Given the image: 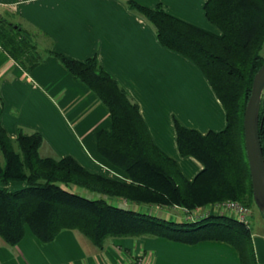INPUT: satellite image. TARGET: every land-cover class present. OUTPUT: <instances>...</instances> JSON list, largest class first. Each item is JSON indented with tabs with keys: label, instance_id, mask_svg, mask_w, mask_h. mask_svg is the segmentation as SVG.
Returning <instances> with one entry per match:
<instances>
[{
	"label": "trees",
	"instance_id": "trees-1",
	"mask_svg": "<svg viewBox=\"0 0 264 264\" xmlns=\"http://www.w3.org/2000/svg\"><path fill=\"white\" fill-rule=\"evenodd\" d=\"M126 4L152 26L162 46L202 71L225 109V128L201 134L176 124L180 154L194 157L203 166L188 180L154 144L138 105L95 56L81 61L39 47L20 25L0 18V48L25 70L49 53L106 106L111 123L96 133L97 150L128 178L124 182L89 171L70 156H43L39 132L19 129L11 139L0 121V237L14 246L29 228L39 242L48 243L62 230H77L97 248L103 247L107 237H163L184 243L213 239L235 247L241 264H256L249 226L231 216L212 214L179 222L112 200L189 210L222 200L248 207L255 204L243 113L253 75L264 62V0H206L205 17L220 34L169 14L162 3L147 7L126 0ZM1 111L0 99V116ZM263 113L264 93L260 117ZM259 134L262 143V128ZM262 151L264 155L263 145ZM10 181H22L25 186L10 191L5 187Z\"/></svg>",
	"mask_w": 264,
	"mask_h": 264
},
{
	"label": "crops",
	"instance_id": "crops-1",
	"mask_svg": "<svg viewBox=\"0 0 264 264\" xmlns=\"http://www.w3.org/2000/svg\"><path fill=\"white\" fill-rule=\"evenodd\" d=\"M133 1L147 7L162 3L169 14L220 34L205 17L206 0ZM0 18L20 25L39 47L81 61L95 56L138 105L152 141L182 175L192 180L202 170L197 159L180 154L176 124L201 134L218 132L226 126L225 109L202 71L162 46L152 26L126 0H0ZM0 99V121L11 139L19 129L39 132L41 155L70 156L89 171L128 180L97 150L96 133L111 123L106 106L55 56L45 52L40 63L25 70L0 48ZM24 186L10 181L5 187L15 191ZM112 203L161 217L174 210L123 199ZM249 230L255 262L264 264V213ZM139 256L148 264H241L237 249L222 240L107 237L97 248L77 230H62L48 243L39 242L29 228L14 246L0 237V264H131Z\"/></svg>",
	"mask_w": 264,
	"mask_h": 264
},
{
	"label": "water",
	"instance_id": "water-1",
	"mask_svg": "<svg viewBox=\"0 0 264 264\" xmlns=\"http://www.w3.org/2000/svg\"><path fill=\"white\" fill-rule=\"evenodd\" d=\"M263 93L264 62L253 75L250 94L243 113L244 149L250 172L252 197L262 213H264V155L259 130L264 119V113L260 117Z\"/></svg>",
	"mask_w": 264,
	"mask_h": 264
},
{
	"label": "built area",
	"instance_id": "built-area-1",
	"mask_svg": "<svg viewBox=\"0 0 264 264\" xmlns=\"http://www.w3.org/2000/svg\"><path fill=\"white\" fill-rule=\"evenodd\" d=\"M261 128L264 136L263 124ZM181 209L184 212V214H182L183 216L181 220L184 221L194 222L200 220L201 218H205L211 214H222V213L225 214L226 213L225 210H228L234 214V216L238 221L244 223L245 225H249V213H250L249 207L234 200L217 202L212 205H207L204 207H196L192 211H188L184 208ZM131 264H148V263L146 262L145 258L139 256L135 260H133Z\"/></svg>",
	"mask_w": 264,
	"mask_h": 264
},
{
	"label": "rangeland",
	"instance_id": "rangeland-1",
	"mask_svg": "<svg viewBox=\"0 0 264 264\" xmlns=\"http://www.w3.org/2000/svg\"><path fill=\"white\" fill-rule=\"evenodd\" d=\"M261 53H262V55L264 57V44H263ZM223 201H227V200H222V201H219V202H223ZM215 203H217V202H215ZM212 204H214V203H210V204H207V205H212ZM207 205H205V206H207ZM200 207H203V206H200ZM163 208L167 209V207H163ZM169 208H173L174 210L170 211V213L168 215L167 214H162V217H164L166 219H169V220H173V221H176V217L177 218L178 217L182 218V216H183L182 214H184L183 210L181 209L182 207L173 206V207H169ZM184 209H186V208H184ZM249 209H250V213H249V225L248 226H251L253 221H254V218H255V221H257V219H259V214H260L261 211L258 209V207L255 204H251ZM186 210L192 211L193 209H191V210L186 209ZM225 212L226 213L224 215H226V214L227 215H231L232 214V212H230L228 210H225ZM231 216H233V215H231ZM252 216L254 218H252Z\"/></svg>",
	"mask_w": 264,
	"mask_h": 264
}]
</instances>
